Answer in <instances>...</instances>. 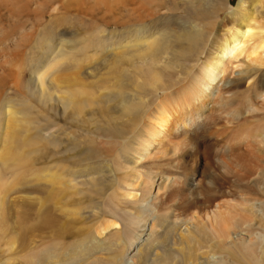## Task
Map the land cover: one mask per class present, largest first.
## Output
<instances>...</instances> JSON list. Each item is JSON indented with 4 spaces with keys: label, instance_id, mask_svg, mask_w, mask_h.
I'll return each instance as SVG.
<instances>
[{
    "label": "bare ground",
    "instance_id": "1",
    "mask_svg": "<svg viewBox=\"0 0 264 264\" xmlns=\"http://www.w3.org/2000/svg\"><path fill=\"white\" fill-rule=\"evenodd\" d=\"M221 2H67V22L43 25L63 33L32 60L28 95L20 78L0 93V213L8 182L42 181L43 234L21 264L43 249V264H264V0L223 1L225 37ZM13 224L0 264L19 259Z\"/></svg>",
    "mask_w": 264,
    "mask_h": 264
},
{
    "label": "rangeland",
    "instance_id": "2",
    "mask_svg": "<svg viewBox=\"0 0 264 264\" xmlns=\"http://www.w3.org/2000/svg\"><path fill=\"white\" fill-rule=\"evenodd\" d=\"M51 1L53 0H0V93H3L4 89L8 86H10L11 88L14 87L15 85L14 81L17 82L16 79L20 78V81L18 79V82H20L19 87L23 90L24 95H28L25 88L22 87V83L24 84L25 81L28 80L30 77V73H31L30 66L32 65V60L44 53V48L46 47L45 45L47 44L48 37L50 38L53 34L59 35L63 33V32H47V31L44 32L43 25L45 23H48L49 20L52 19L51 16H54L55 13L58 15V17L56 16L57 18L54 20L53 25L57 26L60 23L67 22L64 20H66V17L68 16H65V15L63 16L61 14V12L62 13L64 12V9L61 10L62 8H65L66 10V6L64 4H67V2L68 3L72 2V4L70 3L71 6L70 4L68 5L69 9L73 8L72 10L77 11L78 6L79 8L84 7L86 6V4L88 5L90 4V2H93L94 0H74L75 2L73 0L72 1L71 0H65V1L58 0L57 2L56 0L54 1L53 4ZM223 1L224 3L226 2V0H222L221 4L219 5L222 8L220 9V15L221 14L222 15L219 18L214 20V23H215L214 25L216 26L214 27L213 25L212 28L213 30H215L214 32H219L218 36L225 37L224 35H226L227 32H230V30L233 28L234 23H233V18H232L233 16L232 15L229 17L227 16L228 14H230V10L226 6H224V4H222ZM238 1L239 0H231L233 5H236ZM57 4H59L58 7H57ZM72 5H76V6L72 7ZM56 9L57 10L60 9L61 12L60 10L57 11ZM263 11L264 9H262V11H260L259 14H261ZM69 33L71 32H67V37L70 36ZM74 33H77V32H74ZM91 33L92 32H78L77 33L78 35H76L77 36L76 38L81 39V40L82 39L86 40L88 39V37H91L90 36ZM82 37H85V38H82ZM57 42L59 43L60 40L59 39L55 40L56 44ZM64 44H63L64 45L63 47L65 49L71 46L69 42L68 43L64 42ZM66 44H68L69 46L68 45L66 46ZM61 47L62 46L60 45L59 48ZM55 55L53 54L52 57L54 56L55 58L56 57ZM90 55H93V54H90ZM100 58H101L100 54H96L94 56H91L90 59L83 61V63L87 65L88 64L90 65L98 64L100 62ZM202 58H203V61H205L207 57L204 55ZM67 61L68 60H65V59L61 60L60 62H58L57 67L55 66L56 64L53 62L54 64L49 66L46 69L47 71L45 73L44 78L47 80V82L46 81L45 82L48 85H53L54 81H51V79L56 77V73L58 72L60 67L64 64L62 66L64 68V66L68 63ZM227 65L230 66L231 64L228 63ZM180 69L181 67H179L177 70H180ZM50 81L52 82V84L50 83ZM11 88H10L11 90L10 95H16V91L13 88L12 90ZM2 97L3 96L0 95V102H1ZM33 100L32 101L30 100V101L33 102ZM33 103L35 104L36 100ZM36 105L38 106V102L36 103ZM36 109H39V108H36ZM175 109H177V114H178V111L180 112L181 110L180 106H176ZM217 127L219 126H215L213 129H211L210 133L212 132L214 133L215 132L214 129ZM153 148L154 147L151 145L150 150H152ZM27 177L28 178L26 182H28V180L31 182V183L29 182L30 185L29 184L27 185L28 187H24V188L22 186L14 187L15 184L12 181H10L8 182V187L11 184L10 187L13 186V189H11V191H8V192H6L5 190L1 192L5 194V196L3 194V196L1 197L6 203H5V206L3 207V210L0 213V222L3 225L6 222L11 223V224L14 223L16 225V229L19 230L18 232H19L20 239H18L15 245V249H14L15 252H19L17 253L19 254L17 255L19 259L15 260L13 264H21V261H26V257H25L26 251L24 250V248L30 245L34 241V239L35 240L40 239L41 235L43 234V228H42L43 222L41 219V206H40V201H39L41 194L40 192L38 193V191L34 190L35 189L34 187L37 186L36 183H39L38 185H40L42 181L40 180L39 175H33V176L30 175ZM34 184H36V186H34ZM29 190L31 192H28ZM6 193L8 194L6 195ZM36 235L37 236L39 235V236L37 237ZM237 246L239 247V244ZM237 246H236V250H237L236 253L239 254V252L242 251V248H241L242 246L239 247V250L237 249ZM42 251H44L43 253L45 254H43ZM42 251H41V254H43V256H40V258L37 259V262L39 263L41 260L45 262L46 258H48V255H49V252H47V250L43 249ZM240 255L243 256V253H240ZM93 259L94 258H92V260ZM90 260L91 259H89V262ZM92 260H91L92 263L93 261H96V260H93V261ZM101 260L102 259H97L96 263L97 264L102 263ZM16 261L18 262L16 263ZM105 261H103V263ZM43 262L41 261V264H43Z\"/></svg>",
    "mask_w": 264,
    "mask_h": 264
}]
</instances>
